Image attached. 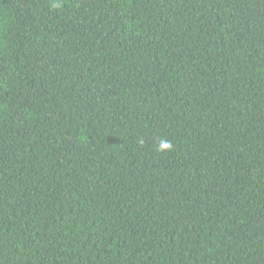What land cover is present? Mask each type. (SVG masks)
<instances>
[{
    "label": "trees",
    "instance_id": "1",
    "mask_svg": "<svg viewBox=\"0 0 264 264\" xmlns=\"http://www.w3.org/2000/svg\"><path fill=\"white\" fill-rule=\"evenodd\" d=\"M53 2L0 0V264H264V0Z\"/></svg>",
    "mask_w": 264,
    "mask_h": 264
},
{
    "label": "clouds",
    "instance_id": "2",
    "mask_svg": "<svg viewBox=\"0 0 264 264\" xmlns=\"http://www.w3.org/2000/svg\"><path fill=\"white\" fill-rule=\"evenodd\" d=\"M52 7L53 8L59 7L58 0H54V2L52 4ZM171 147H172L171 142L162 139L159 142V148H158V150H161V151H163V150H170Z\"/></svg>",
    "mask_w": 264,
    "mask_h": 264
}]
</instances>
